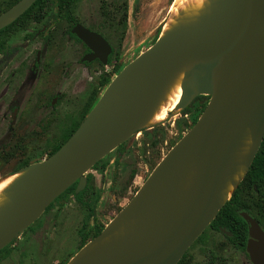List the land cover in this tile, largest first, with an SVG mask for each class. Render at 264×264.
Segmentation results:
<instances>
[{"label":"water","instance_id":"1","mask_svg":"<svg viewBox=\"0 0 264 264\" xmlns=\"http://www.w3.org/2000/svg\"><path fill=\"white\" fill-rule=\"evenodd\" d=\"M36 0H18L0 13V30ZM210 25L180 28L141 51L102 90L83 121L50 156L14 172L9 201L0 209V250L37 220L72 184L144 126L177 71V108L195 97L209 99L193 126L169 149L132 201L67 264H177L209 226L249 168L264 136V0H222ZM90 50L82 61L106 64L110 44L80 24L72 30ZM251 145L246 170L220 203L233 152L244 128ZM195 171L189 187L182 178ZM245 251L251 264H264V230L251 215ZM137 219L129 234L103 243L122 223Z\"/></svg>","mask_w":264,"mask_h":264},{"label":"rangeland","instance_id":"2","mask_svg":"<svg viewBox=\"0 0 264 264\" xmlns=\"http://www.w3.org/2000/svg\"><path fill=\"white\" fill-rule=\"evenodd\" d=\"M47 1L35 4L21 23L0 33V179L48 157L67 134L70 122L87 112L102 77L115 75L114 62L121 69L153 43L172 2L74 0L69 11H62L55 0ZM11 3L0 0V13ZM74 22L100 33L117 60L106 65L81 62L84 47L69 32ZM207 97L194 103L187 114L180 109L160 123L140 128L122 143L124 152L117 165L115 149L100 159L84 174L90 207L78 204L70 194L55 201L18 234L6 255L0 254V264L71 261L132 201L152 169L198 119ZM177 264L250 261L221 233L207 227Z\"/></svg>","mask_w":264,"mask_h":264},{"label":"trees","instance_id":"3","mask_svg":"<svg viewBox=\"0 0 264 264\" xmlns=\"http://www.w3.org/2000/svg\"><path fill=\"white\" fill-rule=\"evenodd\" d=\"M17 1L18 0H12L11 6ZM45 1L47 0H36L35 3L29 9H27L20 17L15 19L13 23L1 29L0 33L9 30L11 26L15 25L16 23H21L23 17L26 16L32 10L35 4H41ZM55 1L60 10L69 11L72 2L74 0H55ZM39 8L42 9V6H39ZM33 16H34L33 18L39 21L42 19L41 17L35 15ZM125 27H126V11L124 10L123 31L125 30ZM70 34L76 38L74 34L72 33ZM157 38L158 35L154 39L153 43L156 41ZM113 52L114 51H112V53L109 55L108 63L111 62L113 58L114 59L117 58V55H113ZM112 69L114 74H116L120 70V64L114 62ZM111 78L112 76L110 75H104L102 77L99 83L98 90L94 91L93 96L91 97V101L89 103V108L87 112L81 115L79 119L70 122V125L67 129V134H64V137L61 140V142L55 145L49 151L47 156L53 154L79 126V124L83 121L84 117L86 116L88 111L92 108L98 96L105 88V86L109 83ZM203 97H204L203 95H199L193 101V103L189 104V106L181 110L182 113L187 114V112L190 111V108L193 107V104L198 102ZM207 99H209V97H207ZM207 101L203 103L200 112H202L203 109L205 108ZM196 120H194L190 124V128L193 126ZM115 150H116L115 164L117 165L120 157L124 152V146L121 144ZM96 165L97 163L94 166ZM86 191H87L86 188H84L83 190L76 192V183H74L55 200L61 199L62 197L70 193L72 194L76 202L83 204L86 208H89L90 205H89V200L87 199ZM96 200L97 198L94 199V203L96 202ZM241 212H246L249 215H251L254 219H256V221L264 230V136L261 145L259 147V150L254 156L244 177L239 182L235 190L232 192L231 197L221 206V208L215 215L214 219L211 221V223L208 226L210 229L221 233L232 246L236 247L237 249H239L240 251L246 254L245 245L248 238V224L241 217ZM91 213H93V210L91 211ZM15 238L8 245H6L0 250V254L2 255L7 254L8 248L13 243ZM82 240L83 239H81V241Z\"/></svg>","mask_w":264,"mask_h":264},{"label":"bare ground","instance_id":"4","mask_svg":"<svg viewBox=\"0 0 264 264\" xmlns=\"http://www.w3.org/2000/svg\"><path fill=\"white\" fill-rule=\"evenodd\" d=\"M222 0H172L167 11V17L161 24L159 37H162L180 28L200 27L210 25L217 19L218 3ZM190 63L182 66L174 75L172 80L165 88L153 112L146 120L144 126H152L167 119L169 113H176L181 95V80L189 71ZM251 145L250 131L246 127L242 130L238 139V144L233 152V165L230 166L226 175L224 185L220 191V203L225 201L235 184L239 181L246 170L248 152ZM24 172L9 174L0 179V209L9 201L11 197V187L13 183ZM195 171L184 176L180 182L181 188L190 186ZM138 226V220L132 219L125 221L115 230L112 235L105 237L103 243L113 241L123 235L129 234Z\"/></svg>","mask_w":264,"mask_h":264},{"label":"flooded vegetation","instance_id":"5","mask_svg":"<svg viewBox=\"0 0 264 264\" xmlns=\"http://www.w3.org/2000/svg\"><path fill=\"white\" fill-rule=\"evenodd\" d=\"M34 3H35V2H34ZM57 7H58V6H57ZM58 8H59V7H58ZM62 11H63V10H62ZM64 11H65V10H64ZM41 18H42V17H41ZM126 19H127V12H126ZM76 24H79V23H77V22H74V23H73V26L71 27V29H70V31H69L70 33H72L71 30H72V28H73ZM80 25H81V24H80ZM82 26H83V25H82ZM83 27H84V26H83ZM85 28H87V27H85ZM2 29H3V28H2ZM87 29H89V28H87ZM42 30H43V28H40V29L37 30L34 34H36V33L39 34L38 32H41ZM89 30H91V29H89ZM91 31H93V30H91ZM94 32H96V31H94ZM96 33H98V32H96ZM72 34H74V33H72ZM98 34H100V33H98ZM74 35H75V34H74ZM100 35H101V34H100ZM37 36H38V35H36V37H37ZM75 36H76V35H75ZM101 36H102V35H101ZM102 37H103V36H102ZM74 38H75V37H74ZM76 38L78 39L77 36H76ZM76 38H75V39H76ZM103 38H104V37H103ZM77 39H76V40H77ZM104 39H105V38H104ZM105 40H106V39H105ZM77 41H79V42L81 43V45L84 47V49H83V52H84V53H83L82 57H84L85 55L89 54V53H90V50L88 49V47H87V46H86V45H85L80 39H78ZM106 41H107V40H106ZM107 42H108V41H107ZM108 43H109V42H108ZM109 44H110V43H109ZM110 46H111V45H110ZM3 51H4V50H1L2 53H5V52H3ZM112 51H113V48H112V46H111V52L109 53V55L112 53ZM109 55H108V57H107V62H106V64L108 63ZM82 57L80 58V61L83 62L84 64H88L89 62L94 61V60H95V61H98L99 63H101L97 58H96V59H92V60H90V61H86V60L82 61ZM38 61H39V60L35 58V60H34V64L37 65V64L39 63ZM101 64H102V63H101ZM106 64H102V65H106ZM197 97H198V96H197ZM197 97H195V98L193 99V101H194ZM202 99H203V98H202ZM202 99H201V100H202ZM193 101H192L191 103H193ZM52 102H53V101H52ZM191 103H190V104H191ZM14 110H15V109H14ZM73 121H74V120H73ZM122 155H123V154H122ZM115 156H116V155H115ZM120 158H121V157H120ZM119 160H120V159H119ZM114 163H115V158H114ZM75 183H76V187H77V182H75ZM84 188H86V190H87V191H86V192H87V199H88V200H91V199H90V196H89V191H88V189H87L86 184L84 185V187H83L81 190H83ZM79 191H80V190H79ZM79 191H78V192H79ZM69 194H70V193H69ZM69 194H67V195H69ZM70 195L72 196V194H70ZM65 196H66V195H65ZM58 197H59V196H58ZM72 198L74 199L73 196H72ZM58 200H59V199H58ZM74 200H75V199H74ZM55 201H57V200H54V201H53V202H52V203H51V204H50V205L44 210V212H45L46 210H49V209L52 207V205H53V203H54ZM75 202H76V200H75ZM77 203H78V202H77ZM78 204H80V203H78ZM80 205H83V204H80ZM83 206H84V205H83ZM44 212H43V213H44ZM43 213H42V214H43ZM42 214H41V215H42ZM35 221H36V220H35ZM32 224H33V223H32ZM32 224H31V225H32ZM31 225H30V226H31ZM16 238H17V237H16ZM16 238H15V240H16ZM15 240L13 241V243L15 242ZM13 243H12V244H13ZM245 252H246V251H245ZM246 254H247V253H246ZM247 256H248V255H247ZM250 264H251V263H250Z\"/></svg>","mask_w":264,"mask_h":264}]
</instances>
